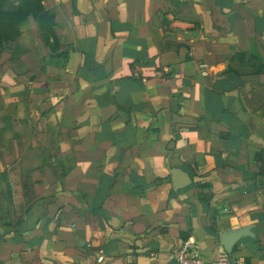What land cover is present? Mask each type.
I'll return each mask as SVG.
<instances>
[{
  "label": "crops",
  "instance_id": "1",
  "mask_svg": "<svg viewBox=\"0 0 264 264\" xmlns=\"http://www.w3.org/2000/svg\"><path fill=\"white\" fill-rule=\"evenodd\" d=\"M40 1L55 39L0 53V264L214 261L243 228L264 264V0Z\"/></svg>",
  "mask_w": 264,
  "mask_h": 264
},
{
  "label": "trees",
  "instance_id": "2",
  "mask_svg": "<svg viewBox=\"0 0 264 264\" xmlns=\"http://www.w3.org/2000/svg\"><path fill=\"white\" fill-rule=\"evenodd\" d=\"M29 17L35 19L39 33L46 39H55L53 17L43 10L40 0H25L16 5L0 0V52L9 51V62L15 63L21 55L29 52L22 38L21 27Z\"/></svg>",
  "mask_w": 264,
  "mask_h": 264
},
{
  "label": "built area",
  "instance_id": "3",
  "mask_svg": "<svg viewBox=\"0 0 264 264\" xmlns=\"http://www.w3.org/2000/svg\"><path fill=\"white\" fill-rule=\"evenodd\" d=\"M176 259L178 264H243L237 258H233L226 253L222 247L217 250L216 260H207L201 256L196 242L191 238L176 253Z\"/></svg>",
  "mask_w": 264,
  "mask_h": 264
},
{
  "label": "water",
  "instance_id": "4",
  "mask_svg": "<svg viewBox=\"0 0 264 264\" xmlns=\"http://www.w3.org/2000/svg\"><path fill=\"white\" fill-rule=\"evenodd\" d=\"M174 174H176V172H173V175ZM248 235H249L248 228H243L236 232L223 233L220 236L221 246L223 247L226 253L230 254L234 243L238 241L240 238L246 237Z\"/></svg>",
  "mask_w": 264,
  "mask_h": 264
},
{
  "label": "rangeland",
  "instance_id": "5",
  "mask_svg": "<svg viewBox=\"0 0 264 264\" xmlns=\"http://www.w3.org/2000/svg\"><path fill=\"white\" fill-rule=\"evenodd\" d=\"M11 3H13V5L15 4L16 5V3L17 2H21V4H24L25 3V0H14V1H11V0H9ZM8 52L9 51H7L6 49L5 50H3L2 52H0V53H6V54H8ZM9 55V54H8ZM264 100V99H263Z\"/></svg>",
  "mask_w": 264,
  "mask_h": 264
}]
</instances>
